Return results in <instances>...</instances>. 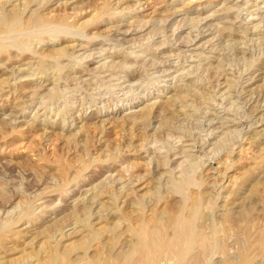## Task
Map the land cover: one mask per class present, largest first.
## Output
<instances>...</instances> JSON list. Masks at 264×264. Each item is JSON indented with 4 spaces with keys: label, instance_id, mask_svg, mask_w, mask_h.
Instances as JSON below:
<instances>
[{
    "label": "rangeland",
    "instance_id": "rangeland-1",
    "mask_svg": "<svg viewBox=\"0 0 264 264\" xmlns=\"http://www.w3.org/2000/svg\"><path fill=\"white\" fill-rule=\"evenodd\" d=\"M12 3L0 264H264V0Z\"/></svg>",
    "mask_w": 264,
    "mask_h": 264
},
{
    "label": "bare ground",
    "instance_id": "bare-ground-1",
    "mask_svg": "<svg viewBox=\"0 0 264 264\" xmlns=\"http://www.w3.org/2000/svg\"><path fill=\"white\" fill-rule=\"evenodd\" d=\"M50 1V0H49ZM2 6V5H1ZM2 9V8H1ZM3 10V9H2ZM32 13H33V11H32ZM36 17V16H35ZM257 17V16H256ZM255 18V17H254ZM39 18L38 17H36V18H34V20H33V22H35V21H37ZM24 22H25V20L23 19V16H22V11H21V7H17L16 5H14L13 3H12V7L10 8V10H5V11H3L2 13H0V31H3V32H5L6 30H16V29H19V28H21L23 25H24ZM85 22V21H84ZM81 24H83V23H79V25H81ZM78 25V26H79ZM185 25V24H184ZM77 29V28H76ZM255 29V28H254ZM1 33V32H0ZM8 34V33H7ZM24 45V44H23ZM120 61V60H119ZM79 76V75H78ZM151 79V78H150ZM182 90H185V88L184 89H182ZM177 94V93H176ZM189 97V96H188ZM169 99V98H168ZM151 107V106H150ZM147 108H145V110H146ZM148 111V110H147ZM149 112V111H148ZM147 112V113H148ZM150 113V112H149ZM227 118V117H226ZM82 120V119H81ZM114 122V121H113ZM181 137V136H180ZM180 180V179H179ZM176 186V185H175ZM178 188V187H177ZM98 196V195H97ZM88 207V206H87ZM18 220V219H17ZM19 220H22V218H20ZM17 222H19V221H17ZM17 224V223H16ZM21 225L22 224H24V222L23 223H20ZM19 224V225H20ZM2 227V226H1ZM183 228H184V226H183ZM0 230H1V228H0ZM2 231V230H1ZM150 240H152L151 238H150ZM161 239H159V241H160ZM146 242V241H145ZM153 242H155V244H156V246L158 247V248H161L162 247V244H161V242H158V240L157 239H153L152 241H150V242H146L147 244L145 245L146 247H147V249H151V244L153 243ZM163 254V253H162ZM152 255V254H151ZM19 264V263H18ZM152 264H157V261H152Z\"/></svg>",
    "mask_w": 264,
    "mask_h": 264
}]
</instances>
